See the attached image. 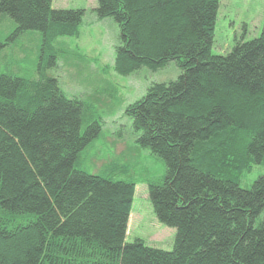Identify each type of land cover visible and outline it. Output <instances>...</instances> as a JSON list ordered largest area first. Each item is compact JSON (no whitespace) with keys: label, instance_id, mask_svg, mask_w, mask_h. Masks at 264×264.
I'll return each instance as SVG.
<instances>
[{"label":"trees","instance_id":"16d2710c","mask_svg":"<svg viewBox=\"0 0 264 264\" xmlns=\"http://www.w3.org/2000/svg\"><path fill=\"white\" fill-rule=\"evenodd\" d=\"M51 1L0 0V13L16 32L40 30L44 45L78 35L84 7ZM219 2L93 6L119 26L117 72L170 59L180 68L125 108L136 142L164 160V174L147 185L157 218L175 226L170 249L125 239L134 179L76 166L100 129L86 103L53 75L0 71V264H264V174L243 186L235 173H217L264 160V18L259 35L214 53Z\"/></svg>","mask_w":264,"mask_h":264},{"label":"rangeland","instance_id":"374dc122","mask_svg":"<svg viewBox=\"0 0 264 264\" xmlns=\"http://www.w3.org/2000/svg\"><path fill=\"white\" fill-rule=\"evenodd\" d=\"M51 3L54 7H84L78 35H59L49 46L44 45L40 30L16 32L14 19L0 13V71L32 79L53 75L67 94L86 103L88 118H96L100 129L79 151L76 166L113 179H134L125 239L139 236L148 244L170 249L175 226L157 218L147 185V180L164 174V160L136 142L132 118L125 108L140 98L152 82L175 78L180 68L175 59H170L156 69L142 65L126 74L117 72L113 63L120 36L113 17H97L93 10L96 0ZM263 18L264 0H220L211 51L226 53L236 38L259 35ZM243 166L241 169L233 163L222 165L217 173H235L243 186L264 174V160L250 165L245 162Z\"/></svg>","mask_w":264,"mask_h":264}]
</instances>
